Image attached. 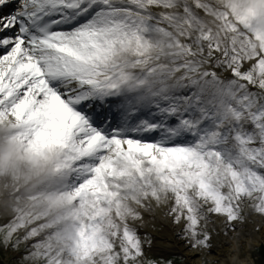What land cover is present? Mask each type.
Returning a JSON list of instances; mask_svg holds the SVG:
<instances>
[{
	"label": "snow or ice",
	"instance_id": "snow-or-ice-1",
	"mask_svg": "<svg viewBox=\"0 0 264 264\" xmlns=\"http://www.w3.org/2000/svg\"><path fill=\"white\" fill-rule=\"evenodd\" d=\"M249 229L264 0H0V264H223Z\"/></svg>",
	"mask_w": 264,
	"mask_h": 264
},
{
	"label": "bare ground",
	"instance_id": "bare-ground-1",
	"mask_svg": "<svg viewBox=\"0 0 264 264\" xmlns=\"http://www.w3.org/2000/svg\"><path fill=\"white\" fill-rule=\"evenodd\" d=\"M245 244V256L240 255V251H233L231 245L228 249H224L221 251V261L223 264H255L253 259L252 252L256 249V247L264 245V231L262 232H252L249 229L248 234L241 241ZM251 245V247L249 246Z\"/></svg>",
	"mask_w": 264,
	"mask_h": 264
},
{
	"label": "rangeland",
	"instance_id": "rangeland-1",
	"mask_svg": "<svg viewBox=\"0 0 264 264\" xmlns=\"http://www.w3.org/2000/svg\"><path fill=\"white\" fill-rule=\"evenodd\" d=\"M262 231H264V229H261L260 232H262ZM229 246H230L229 244H225L224 247L222 249H220L219 251L220 252L222 250L224 251V249H228ZM262 250H264V245L256 247V249L252 252L255 264H260V262H261V254L260 253H261ZM239 251H240V255L245 256V244H243L242 242L240 244ZM221 256L223 257V254ZM221 256H220V259H221ZM215 258H216V254L214 253L213 254V259H215Z\"/></svg>",
	"mask_w": 264,
	"mask_h": 264
},
{
	"label": "trees",
	"instance_id": "trees-1",
	"mask_svg": "<svg viewBox=\"0 0 264 264\" xmlns=\"http://www.w3.org/2000/svg\"><path fill=\"white\" fill-rule=\"evenodd\" d=\"M261 262L260 264H264V250L261 251Z\"/></svg>",
	"mask_w": 264,
	"mask_h": 264
}]
</instances>
